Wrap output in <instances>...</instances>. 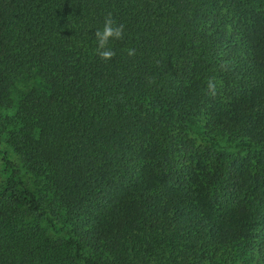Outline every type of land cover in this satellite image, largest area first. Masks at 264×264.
<instances>
[{
  "label": "trees",
  "instance_id": "1",
  "mask_svg": "<svg viewBox=\"0 0 264 264\" xmlns=\"http://www.w3.org/2000/svg\"><path fill=\"white\" fill-rule=\"evenodd\" d=\"M0 264H264V0H0Z\"/></svg>",
  "mask_w": 264,
  "mask_h": 264
},
{
  "label": "clouds",
  "instance_id": "2",
  "mask_svg": "<svg viewBox=\"0 0 264 264\" xmlns=\"http://www.w3.org/2000/svg\"><path fill=\"white\" fill-rule=\"evenodd\" d=\"M124 24L117 23L112 13H107L104 17L102 29H96L94 36L97 41L96 55L103 61H108L115 56V51L107 47L109 40H120L124 36ZM129 57L135 55V49H127ZM208 88L212 95H215V85L211 80L208 82Z\"/></svg>",
  "mask_w": 264,
  "mask_h": 264
}]
</instances>
